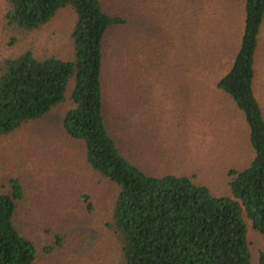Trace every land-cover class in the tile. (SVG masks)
<instances>
[{"label": "trees", "instance_id": "16d2710c", "mask_svg": "<svg viewBox=\"0 0 264 264\" xmlns=\"http://www.w3.org/2000/svg\"><path fill=\"white\" fill-rule=\"evenodd\" d=\"M157 1L158 12L168 8L171 19L164 27L150 25L149 32L139 25L142 6L153 10L149 1L127 2L112 12L101 0H5L7 32L28 35L63 17L58 31L66 45L38 50L26 44L0 55V138L63 105L61 130L78 143L83 164L110 191L91 241L66 247V237L54 234V243L42 249L50 255L68 250L61 264H264V0ZM231 7L243 14L240 29L230 24V18L236 21ZM113 29L122 30L114 41L117 55H125L131 42L139 56L131 77L118 61L116 107L107 97L103 72ZM147 40L164 46V53L155 47L154 57L163 53L166 64L171 57L180 88L193 76L196 91H213L207 107L191 105L189 131L179 123L185 119L180 100L177 140L184 145L191 133L216 154L227 155L221 157V185L210 183L202 171L177 167L188 157L184 150L159 151L160 135L157 140L153 132H144L143 112L136 133L109 125L139 111L130 101L149 66L144 64ZM160 71L161 65L157 77ZM155 78L149 81L156 84ZM222 100L229 102L228 109ZM235 155L245 159L234 161ZM25 201L22 181L9 177L0 189V264L38 259L39 246L17 217ZM87 206L94 209L93 202Z\"/></svg>", "mask_w": 264, "mask_h": 264}, {"label": "rangeland", "instance_id": "374dc122", "mask_svg": "<svg viewBox=\"0 0 264 264\" xmlns=\"http://www.w3.org/2000/svg\"><path fill=\"white\" fill-rule=\"evenodd\" d=\"M101 1L104 8L112 12L116 11V7L127 2L130 4L151 2L154 11H150L146 5L142 6L144 13L141 15L142 21L139 25L145 30L149 29L152 24H156L157 27H164L163 24H167L171 19L168 8L163 11L162 6L161 11L158 12L157 0ZM4 11L5 0H0V55L16 51L26 44H30L38 50L58 49L66 45V39L58 31L59 27L62 30L63 17L54 19L55 22L46 26L42 31L32 32L28 35H18L17 33L7 32L4 28ZM228 11L234 14L236 19L234 21L230 18V24L238 23L237 29H240L244 24L240 9L231 7ZM121 32L120 29H113L106 39V58L103 71L106 79L105 91L107 97L109 96V100L112 97L115 107L114 93L117 91L115 84L119 86V83H116L118 79L115 76L118 61L123 60V65L126 64L128 75L131 77L134 62L139 59V56L134 53L135 49L131 42H126L129 48H127L125 55L121 58L117 55L114 41ZM229 32L233 38V30L230 29ZM128 33L132 34L130 30ZM12 35L14 39H12ZM262 35H264V25ZM156 41L153 44L151 40H147L148 48L145 51L144 64L145 67L149 65L148 71H145L142 79L143 84L136 86L137 94L130 101L139 106V111L137 113L131 111L130 114H126V120L113 118L109 120V125L112 127L123 125L128 131L136 133V125L141 120V113L143 112L146 114L144 117L146 121L143 122L144 132L147 134L153 132L155 138L160 135L158 138L163 141L158 144L159 151L168 152L170 149L174 152L179 150L180 153H183L182 150H184V154L188 157L180 161L181 165L176 164L177 167L183 169L187 166L190 172L194 171L197 174L202 171L205 173L204 177L208 178L210 183L221 185L219 181L224 179V173L221 170V157H227V155H220V152L216 154L215 149L194 140V134L191 133L188 134L190 135L189 140L186 139L185 135L184 145L180 146L179 140H177L179 137L177 125L179 123L188 131L193 129L190 119L194 118V108L191 105L199 103L200 106L207 107L208 104L206 103L212 99L213 91L209 87L208 91H196L195 87L192 86L193 76L186 77L188 85L186 84V86L180 88V76L172 69L171 57H166L169 63H163V49L165 48L163 46L162 49V46ZM169 41L168 39L165 40L168 49L172 45ZM155 47H159V50L163 52L160 57H154V54H156L154 52ZM163 64H166L165 67H163ZM160 65L162 72L160 71L157 77ZM151 75L156 77V84L149 81ZM144 80L149 82L148 86H146L147 83ZM118 95L120 94L117 92ZM180 100L184 103L183 116L185 119L183 122H179ZM215 101L220 104L218 100L215 99ZM221 103L223 106L226 105L227 109L229 108V102L226 101L225 104V101L222 100ZM63 112V105H58L49 114L28 124L10 138H0V189L6 185L9 177L19 178L26 188V201L22 203V206L20 205L17 217L20 225L22 227L24 225L25 231L35 238L39 246V256L35 264H61L62 258L69 252L68 250H62L50 255L42 249L43 245L54 243V234L66 237H64L66 247H79V245L81 247L84 243L91 241L99 232L100 211L105 208L110 195L109 187L98 181L83 164L82 150L78 143L66 137L61 130ZM240 117L238 120H240ZM155 127H157L156 130H154ZM151 129L153 130L151 131ZM165 142L166 145H164ZM126 154L132 156L131 152L126 151ZM194 159L199 160V162L195 163ZM244 159L245 157L235 155L233 160L240 162ZM84 194L89 196L88 201L93 202L94 209L87 206L88 201L84 199ZM259 243L260 240L256 238L255 247Z\"/></svg>", "mask_w": 264, "mask_h": 264}]
</instances>
